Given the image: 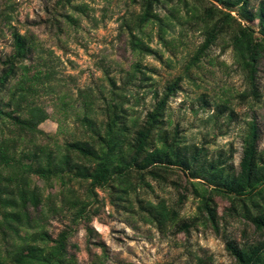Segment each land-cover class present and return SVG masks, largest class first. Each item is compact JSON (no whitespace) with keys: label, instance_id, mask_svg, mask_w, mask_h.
<instances>
[{"label":"trees","instance_id":"obj_1","mask_svg":"<svg viewBox=\"0 0 264 264\" xmlns=\"http://www.w3.org/2000/svg\"><path fill=\"white\" fill-rule=\"evenodd\" d=\"M74 1L57 0L49 9L48 23L57 34L79 26V15L98 23L89 13L88 3ZM132 2L139 10L121 17V29L128 34L127 45L135 60L127 69L122 68L120 83L110 65L102 63L106 83L78 89L80 110H75L73 98L57 90L51 51L43 56L41 52L46 51L28 32L12 27V51L0 59V264H80L76 252L70 251L71 237L82 220H92L91 212L99 210L95 206L90 212L100 201L99 189L108 193L113 204L162 233L173 230L190 236L203 226L224 241L234 264H264L261 121L257 116L246 121L236 167L233 151L211 154L214 149L208 139L191 141L174 121L171 107L173 98L184 90L183 82H196L195 70L201 71L207 61L222 62L218 55H212L215 47L222 53L233 51L246 86L237 98L252 101L251 106L262 101L264 0ZM12 19L7 9L0 11V23L11 27ZM177 26L181 29L176 36ZM187 29L200 32L203 39L183 73L169 79L159 91L149 73L152 69L143 59L153 55L171 66V58L164 59L163 52L152 46L153 37L176 53ZM132 85L149 88L154 94L152 108L144 115H136L129 106L131 98L139 99ZM218 86L221 91H215L212 100L207 93L199 97L203 110L214 107L202 122L225 134L224 126L237 119L236 95ZM50 93L56 95L58 102L54 104L58 108L61 104L65 118L74 111L78 131L59 138L58 133L41 128L53 118L44 98ZM55 120L61 127L63 120ZM174 175L178 197L170 202L156 193L151 181L163 184ZM189 197L195 200L197 212L185 217L181 207ZM222 202L226 204L220 212ZM68 212L71 224L54 237L50 232L52 219ZM234 222L241 225L240 238L228 231ZM87 229L93 232L90 225ZM209 258L199 257L189 264H209ZM106 259L103 251L96 254L94 264H106Z\"/></svg>","mask_w":264,"mask_h":264},{"label":"rangeland","instance_id":"obj_2","mask_svg":"<svg viewBox=\"0 0 264 264\" xmlns=\"http://www.w3.org/2000/svg\"><path fill=\"white\" fill-rule=\"evenodd\" d=\"M56 2L57 0H0V11L7 9L13 16L11 27L0 23V27L3 28L0 31V59L12 51V27H16L22 33L28 32L39 48L42 47L46 51L41 52L43 56H47L51 51L50 58L57 70L58 80H55L57 90L75 99H72L75 110H80L82 104L76 99L78 89L106 83L102 63L110 65L111 73L118 77L120 83L122 68L127 69L135 60L134 53L127 45L128 34L121 29V17L132 10H139V5L134 4L132 0H75V3H88L89 13L98 20V23L96 24L93 18L79 15V26H70L65 33L57 34L48 23L51 17L49 9L51 10ZM180 29L181 27L177 26L173 34L179 35ZM185 33L184 42L176 53L164 48L157 36L153 37L152 46L163 52L164 59L171 58V66L153 55L145 56L143 59L144 65L152 69L149 73L153 75L154 87L159 91L169 79L183 73L184 65L203 39L198 31L187 29ZM212 55H218L219 61L223 63L211 64L207 61L201 71L195 70L196 82L189 80L183 82L184 90L171 102L173 119L180 124L191 141L201 142L208 139L209 147L214 149L211 154L223 150L228 155L233 151L232 162L238 167L246 121L253 116H257L261 121L263 127L261 147L264 148V64L261 70L262 101L251 106L252 101L241 102L237 98V94L246 86L244 77L234 62L232 49L222 53L220 47H215ZM209 70L214 71V74H210ZM219 84L228 89L230 94L236 95L234 102L237 119L224 126L222 131H227L225 134H221L220 130L216 132L211 130L210 125L202 122V119H206L213 112L214 107L203 110L199 101L203 93H207L212 100L215 91H221ZM130 88L133 93L139 95V99L137 101L131 98L129 106L134 109L136 115L146 114L154 102L153 92H150L149 88H139L138 85H132ZM44 98L54 114L53 118L41 124L42 129L58 133L59 138L66 137L69 132L78 131L79 126L73 110L65 118L60 110L61 104L60 109L54 104L58 102L56 95L50 93ZM57 117L63 120L61 127L55 120ZM209 130L211 132L208 135ZM172 179H176V176L163 184L151 181L156 193L170 202H174L178 197ZM38 183L41 185V182ZM98 193L100 201L91 206L90 212L95 206H99V210L91 212L92 220H82L71 237L70 251L76 252L80 264H94L96 254L101 255L103 251L107 253L106 264H189L195 263L199 257L206 259L210 257L209 264H234L224 241L211 229L200 226L199 229L193 230L190 236L173 230L167 234L162 233L153 225L139 220L136 215L113 204L107 192L99 189ZM225 204L221 203L220 212ZM196 212L197 204L189 197L181 207V215L187 217L195 215ZM69 224L70 212L66 213V216H56L51 221L50 232L56 237ZM88 225L93 229L91 234L87 229ZM240 228V223L234 222L228 227V231L240 238Z\"/></svg>","mask_w":264,"mask_h":264}]
</instances>
